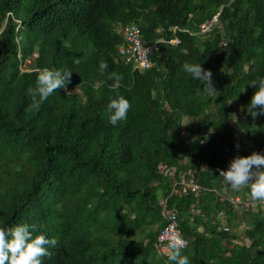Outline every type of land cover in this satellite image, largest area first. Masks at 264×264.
<instances>
[{"label":"trees","instance_id":"trees-1","mask_svg":"<svg viewBox=\"0 0 264 264\" xmlns=\"http://www.w3.org/2000/svg\"><path fill=\"white\" fill-rule=\"evenodd\" d=\"M130 23L163 39L147 69L119 55ZM185 62L211 70L215 92ZM45 68L71 71V82L31 108L27 89ZM258 77L264 0H0V228L56 238L42 264H168L153 245L167 197L189 264H264V205L247 188L231 202L219 176L237 144L239 156L264 154V115H246ZM120 96L131 107L112 125L107 105ZM182 173L198 191L173 188Z\"/></svg>","mask_w":264,"mask_h":264},{"label":"clouds","instance_id":"clouds-1","mask_svg":"<svg viewBox=\"0 0 264 264\" xmlns=\"http://www.w3.org/2000/svg\"><path fill=\"white\" fill-rule=\"evenodd\" d=\"M108 68L106 62L101 61L99 71L104 74ZM182 70L189 74L192 79L203 85L205 91L215 92L212 72L203 69L200 63L185 62ZM108 79H123L121 75L109 73ZM71 82V71L61 72L60 70L42 69L36 77L35 87L27 89L31 97V108L38 109L40 104L58 89L67 90ZM248 85H256L250 103L246 108V115L256 119L264 115V77H258ZM245 91V88L242 90ZM232 103L230 101L228 104ZM131 107L129 101L123 96L111 99L107 105V120L112 125L124 120ZM239 111L245 112V106H240ZM234 122L236 115L232 114ZM186 125V124H183ZM219 176L225 184L234 191L247 188L250 197L254 201H264V154L253 151L247 156H236L230 163L227 170L219 169ZM30 225L19 224L15 227L0 228V264H42V258L50 256V247L58 244L56 238H47L43 234L33 235ZM186 244L176 236H171L167 241L168 264H189V258L182 254Z\"/></svg>","mask_w":264,"mask_h":264},{"label":"built area","instance_id":"built-area-1","mask_svg":"<svg viewBox=\"0 0 264 264\" xmlns=\"http://www.w3.org/2000/svg\"><path fill=\"white\" fill-rule=\"evenodd\" d=\"M219 11L212 15L209 19H206L200 24V32L205 33L210 31L218 23ZM174 30V29H173ZM123 36L125 38V46H121L118 49L120 57L127 63H131L132 67L139 70H144L152 66V60L150 55L157 50L158 42L163 39H157L149 42L142 36L139 26L135 23H130L123 29ZM171 44H178L179 40L177 37L172 38L169 41ZM236 153L240 155V146L237 144ZM176 169L174 166L168 165L161 162L159 164V172L164 176L172 178ZM180 186L182 192L199 190V186L190 178L186 179L184 173L179 177V180L174 182L173 188ZM172 188V190H173ZM233 203H240L241 200L238 196L230 198ZM264 205V201H261ZM159 206L161 214L164 218V224L157 233L156 240L154 242L155 252L159 257L166 258L167 255V241L171 236H176L185 242L187 247V240L183 237L179 227V216L175 208L167 207V197L159 200ZM184 247L183 249H185Z\"/></svg>","mask_w":264,"mask_h":264},{"label":"rangeland","instance_id":"rangeland-1","mask_svg":"<svg viewBox=\"0 0 264 264\" xmlns=\"http://www.w3.org/2000/svg\"><path fill=\"white\" fill-rule=\"evenodd\" d=\"M34 55V54H33ZM27 64H24V66L26 67ZM232 114H235L236 115V112L233 110L231 112V118L234 119V117L232 116ZM231 119V122L233 123L234 127H236V122H234L233 120ZM235 137H236V140H238L240 137H241V133L239 131L236 130V133H235ZM243 142L248 145V141L246 139L243 140ZM229 196L230 198L236 196L235 194H233V189L229 186ZM238 197H240L239 195H237ZM238 233H239V236H242L243 235V228H239L238 229Z\"/></svg>","mask_w":264,"mask_h":264},{"label":"crops","instance_id":"crops-1","mask_svg":"<svg viewBox=\"0 0 264 264\" xmlns=\"http://www.w3.org/2000/svg\"><path fill=\"white\" fill-rule=\"evenodd\" d=\"M227 169H228V168H227ZM227 169H226V170H227ZM184 171L186 172L187 170L184 169ZM222 192H223L224 194L229 195L230 190H229V186H228L227 184H225L224 188H222ZM235 192H236V191L233 190V194H235ZM219 218L222 219V215H219ZM240 227L243 228V226H238V228L236 229L238 235H239V233H238V229H239ZM199 229H201V227H199Z\"/></svg>","mask_w":264,"mask_h":264}]
</instances>
